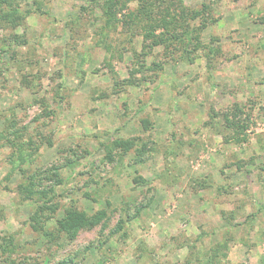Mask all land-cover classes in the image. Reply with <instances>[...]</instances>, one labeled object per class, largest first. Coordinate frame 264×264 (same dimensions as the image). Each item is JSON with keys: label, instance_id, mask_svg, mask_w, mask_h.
<instances>
[{"label": "rangeland", "instance_id": "1", "mask_svg": "<svg viewBox=\"0 0 264 264\" xmlns=\"http://www.w3.org/2000/svg\"><path fill=\"white\" fill-rule=\"evenodd\" d=\"M17 1L23 7L32 3ZM180 1L188 8L199 9L202 3L213 8L211 17L217 21L201 32L203 43L217 37L212 46L221 48L212 66L207 68L202 55L192 64L167 62L154 82L145 80L139 87L127 86L99 99H93L94 90L98 94L112 89L106 59L119 79L126 77L130 50L141 48V34L133 37L119 26L108 32L105 40L114 48L106 51L99 43L101 10L90 0H42L43 13L26 17L24 45L8 39L0 26V131L15 116L13 126L26 129L22 141L35 143L41 132L51 135L53 142L15 163L29 174L64 163L68 155L74 157L70 151H90L75 170H60L63 183L55 187L54 197L59 209L43 213V221L49 217L44 229L53 231L56 218L71 200L88 213L103 207L110 213L103 226L83 229L72 241L63 237L60 244L34 231L29 217L36 207L18 194L17 185L24 178L10 160L12 152L18 155L16 147L13 151L0 146V245L8 235L15 243L5 253L0 251V264H59L69 256L75 264H185L188 255L205 264L213 248L222 264H264V170L258 168L264 165L260 108L264 84L259 83L264 77V0ZM137 2L131 0L128 9ZM69 25L75 30L70 31ZM22 31L18 26L14 32ZM161 49L155 47L147 63ZM23 74L34 82L32 88L21 83ZM59 83L64 95L54 101ZM44 97L54 109L48 116L41 115L36 102ZM250 100L253 122L241 144L225 142L216 131L226 129L222 123L203 124L211 109L219 111L233 102L247 107ZM146 117L154 121V128L141 131L140 120ZM136 135L141 138L136 147L152 141L148 145L156 151H145L142 162L135 161V148L124 155L115 153L112 162L101 161L110 137ZM12 139L15 143L17 138ZM30 146L22 150L29 151ZM167 146L175 149L174 154L166 153ZM135 175L147 183L134 184ZM147 199L150 203L140 216L130 219L125 214L124 208L131 214L135 203ZM106 201L110 205L105 206ZM230 212L233 227L222 218ZM121 218L124 227L111 234ZM228 229L232 239L225 241Z\"/></svg>", "mask_w": 264, "mask_h": 264}, {"label": "trees", "instance_id": "2", "mask_svg": "<svg viewBox=\"0 0 264 264\" xmlns=\"http://www.w3.org/2000/svg\"><path fill=\"white\" fill-rule=\"evenodd\" d=\"M41 1L42 0H32L31 4L23 7L17 0H0V26L6 31L5 35H7L8 39L15 42L16 45L20 46L28 42L26 38V30L28 29V26H26V17L32 13H43V11L40 10ZM136 1H138L136 7L130 10L128 9V4L131 0H90L93 6H99L101 10L100 20L102 23L98 29L103 37L99 43L106 51L114 48L112 44L107 43L105 40L108 37V32L117 30L119 26L122 27L121 29L128 30L133 37H135L136 34H141L143 37L141 48L136 50L132 47L130 50L132 55L131 67L129 68L126 77L119 79L117 73L112 69L111 62L108 60L109 58L106 59L107 61L105 63L108 64L110 68L111 76L109 77L112 89L109 93L101 90L98 94L97 91L94 90L93 99L108 97L110 94L125 90L127 86L139 87L145 80L154 82L158 72L163 70L164 64L167 62H187L192 64L196 57L202 55L206 61L207 68H210L215 56H218V54L221 53L220 46H212V43L218 40L217 37L210 36L208 43H203L201 40V32L203 29L217 21L215 17H211L213 8L210 4L202 3L201 7L196 9L184 6L180 0ZM80 9L85 10L86 7L80 6ZM123 10L127 11L123 12ZM195 20H198V22L194 23ZM78 21V18H75L74 22L77 23ZM18 26L23 28V33L16 34L14 32ZM69 29L70 31L75 30V28L70 25ZM128 42H130V38L128 39ZM157 46L162 47L160 54H156L150 63H147L146 57L153 54V49ZM124 49L125 48H123V50ZM4 51L6 50L1 52ZM36 76L39 77V75ZM21 83L27 88H32V83L34 82L31 83L28 75L23 74L21 75ZM259 83L264 84V77L260 79ZM62 87L63 83L57 85L56 88H59V91L55 90L54 95L52 96L54 101L63 98L64 94L61 93ZM46 100L47 99L44 97V99L40 98L36 101L42 108L41 115L43 116H48L50 113H54V109L47 106ZM249 102L250 104H248L247 107L244 106V104L233 102L225 109L219 111L211 109L209 118L203 124L207 127H216L222 123L226 129H216V131L223 134L225 142L241 144L247 138L245 134L246 129L250 126V123L253 122L251 114L254 102L252 100ZM260 108L264 111V105H261ZM38 115V117L41 116L40 114ZM38 117H35V120H37ZM12 119L14 121H6L5 129L0 131V141H3L0 146H6L12 149L16 147L18 155L16 156L15 152H12V158L10 160L14 164L13 169H18L19 174L21 173L24 178V182L17 185L18 194L23 200H31L36 207L29 217V225L32 229L34 231H40L41 234L49 240H55L56 243L60 244L59 240L63 237L72 241L76 238L79 231L83 229H91L98 225L103 226L110 218V213L105 209L106 207L88 213L87 211L76 207L74 201L71 200L69 205L61 210V216L56 218L53 231L44 229V222L48 220L49 217L45 216V221H43V213L50 212L53 214L59 209V205L54 201V197L57 195L55 187L63 183L60 170L63 168H69L72 171L75 170L78 161L89 155L90 151L84 149L80 154L70 151L71 153L73 152L72 154L74 157L68 155V158H66L64 163L49 166L48 170L45 171L43 169H37L34 172L25 174L26 170L20 167L19 162H15L18 161V159L20 162H23L26 158H30L34 153H37L41 146L46 145L51 147L53 142L51 135H43L41 132H39L40 134L37 133L38 139H34L35 143L32 141L33 139L31 141L29 139L27 141H22V133L26 131V129H21L19 131L18 127L13 126L16 125L15 119L17 118L13 116ZM140 125L141 131H149L154 128V121L148 117L141 118ZM8 126L12 129H7ZM224 130L226 131L222 132ZM12 136L17 138L15 139V143H13ZM19 139L21 140L17 141ZM140 139L141 138L138 135L130 137H110L105 146L107 148V153L102 157L103 159H101V161L112 162L115 153H118L120 156L127 153L130 149L135 148V161L142 162L144 158H146L143 157L145 151L155 152L156 148L148 145L149 143H152V141H147V143L143 142L139 147H136L137 141ZM32 144L33 147H31ZM24 145H31L29 151L25 152L22 150ZM35 150L36 152H34ZM174 152L175 149L172 146H167V154H174ZM259 166V170L263 171L264 165ZM237 169H239V164ZM222 172L223 171L220 173ZM95 182L98 184L97 181ZM132 182L136 185L147 183L146 180L138 175L132 177ZM149 203L150 199H147L146 202L135 203V209L131 214L128 213L129 208L126 207L123 210L130 219H133L140 216V213L148 207ZM108 205L110 204L106 201L105 206ZM231 215L232 212L228 215L223 213L222 218L231 225L230 227H233L235 225L228 221V218H231ZM124 223L125 220L122 218L119 219L117 226L112 230L111 234L120 231L124 227ZM228 231L229 229L224 233L225 236L223 235L225 241H229L226 237L231 238L227 236ZM13 239V235L5 236L2 239L3 243L0 245V251L2 253H5L10 246L15 244ZM225 246L227 248V245L225 244H223L222 247ZM210 252L211 253H208L207 256H205V264H222L220 263L221 261L217 260V248L211 249ZM223 255L225 256L224 253ZM193 261L198 264L200 260L188 255L185 258L184 263L192 264ZM73 262V258L69 256L60 261L59 264H75Z\"/></svg>", "mask_w": 264, "mask_h": 264}]
</instances>
